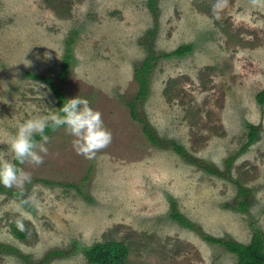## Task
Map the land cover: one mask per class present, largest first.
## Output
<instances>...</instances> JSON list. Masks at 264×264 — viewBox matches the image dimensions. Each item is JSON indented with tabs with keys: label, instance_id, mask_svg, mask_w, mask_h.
Wrapping results in <instances>:
<instances>
[{
	"label": "rangeland",
	"instance_id": "rangeland-1",
	"mask_svg": "<svg viewBox=\"0 0 264 264\" xmlns=\"http://www.w3.org/2000/svg\"><path fill=\"white\" fill-rule=\"evenodd\" d=\"M155 8L156 16L147 0H0V155L17 120L56 111L48 85L28 74L52 77L67 98H87L113 136L89 160L57 128L43 162L22 165L31 181L9 188L23 194L0 192V245L32 264L54 250L64 255L44 264H89L84 250L110 241L128 249L126 264H236L201 235L264 240V0H157ZM145 42L154 55L192 49L155 62L141 100L133 71ZM250 125L258 137L241 153ZM239 187L248 192L245 211ZM173 208L196 231L173 220ZM0 264L27 263L0 251Z\"/></svg>",
	"mask_w": 264,
	"mask_h": 264
},
{
	"label": "trees",
	"instance_id": "trees-1",
	"mask_svg": "<svg viewBox=\"0 0 264 264\" xmlns=\"http://www.w3.org/2000/svg\"><path fill=\"white\" fill-rule=\"evenodd\" d=\"M156 1L157 0H147L148 9L154 16H156V8H155ZM152 35L153 33L150 32L149 36ZM143 46L147 51L146 52L147 55L145 59L142 61V63L139 66L135 67L133 71L134 79L138 84V93L136 94L137 96H135L136 97L135 99H141V100H144L148 93V84L150 80V75L152 74L153 71L154 63L161 58L182 57L190 53L192 49L191 46H181L170 53L167 54L160 53L158 55H154L152 53V49L148 42L143 43ZM71 60H72V56L68 50L67 53H65V55L63 56L62 67L59 73L60 81H63V79L65 78L70 68ZM28 77L44 82L46 85H48L56 100V108H59L64 102V100L67 99L61 87L53 81L52 77L38 76L33 74H28ZM257 101L260 105L264 103V91L258 94ZM128 107L131 112L130 113L131 118L135 121H138L142 125V132L145 134L147 140L152 145L158 146L159 141L157 137L153 134L151 128L147 125V123L143 119L138 118V116L136 115L135 106H133V104H128ZM248 128L249 131L247 136V142L241 148L240 150L241 153L244 152L247 149V147L250 146L258 137V131L256 127L250 125ZM45 131L49 135L54 130L45 129ZM36 139H39V137H36ZM173 148L178 155L184 157L185 153L181 147L173 144ZM231 162H232V158L229 161H227V165L229 166ZM203 169L210 174H214V175L219 174V172L215 170L212 166H204ZM0 192L10 195L14 198H18L23 194V192L21 191L5 188L2 185H0ZM239 193L244 197V199L245 198L246 199L243 200V202L238 205V208L245 211L246 207L249 204V200L247 198L248 192L245 189L239 187ZM171 218L175 220L179 225L185 228L194 229L196 231V229L189 222H187L183 216L175 212L174 208L171 214ZM14 233L17 238L21 239L24 237V233L21 230L15 229ZM201 237L204 241L210 244L219 245L223 247L227 253L235 256L236 264H264V240L260 233H254L252 235L250 243L247 245L240 244L232 240L223 241L203 235H201ZM0 251H6L9 253L13 252L17 256L22 258L27 264H32L30 263V261L26 256L21 255L19 252L15 251L12 248H8L4 245H0ZM63 255L64 253L62 251L54 250L52 252L47 253L43 258V260L40 262V264L47 263L51 258L62 257ZM127 255H128V249L123 244L112 241L96 243L84 250V256L89 264H126Z\"/></svg>",
	"mask_w": 264,
	"mask_h": 264
},
{
	"label": "clouds",
	"instance_id": "clouds-1",
	"mask_svg": "<svg viewBox=\"0 0 264 264\" xmlns=\"http://www.w3.org/2000/svg\"><path fill=\"white\" fill-rule=\"evenodd\" d=\"M219 7V4L213 5V9ZM56 109L15 122V130L7 139V157L0 155V185L23 188L26 182L31 181L30 172L25 171L22 165L43 162L41 154H47L50 138L45 129L63 127L65 133L73 137L72 147L76 154L89 160L95 158L99 150L111 146L113 136L104 126L101 113L90 106L87 98L78 95L67 98ZM17 223L23 230V221Z\"/></svg>",
	"mask_w": 264,
	"mask_h": 264
}]
</instances>
